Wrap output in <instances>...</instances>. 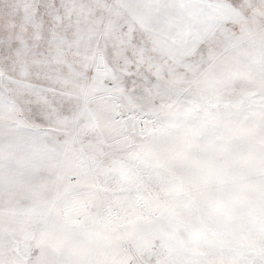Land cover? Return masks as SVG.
Returning <instances> with one entry per match:
<instances>
[{
  "label": "snow or ice",
  "instance_id": "obj_1",
  "mask_svg": "<svg viewBox=\"0 0 264 264\" xmlns=\"http://www.w3.org/2000/svg\"><path fill=\"white\" fill-rule=\"evenodd\" d=\"M0 264H264V0H0Z\"/></svg>",
  "mask_w": 264,
  "mask_h": 264
}]
</instances>
